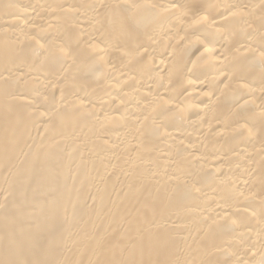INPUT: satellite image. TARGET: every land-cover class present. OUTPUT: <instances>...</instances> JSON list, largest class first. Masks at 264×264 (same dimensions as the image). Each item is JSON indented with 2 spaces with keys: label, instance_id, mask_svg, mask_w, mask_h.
I'll list each match as a JSON object with an SVG mask.
<instances>
[{
  "label": "bare ground",
  "instance_id": "obj_1",
  "mask_svg": "<svg viewBox=\"0 0 264 264\" xmlns=\"http://www.w3.org/2000/svg\"><path fill=\"white\" fill-rule=\"evenodd\" d=\"M0 264H264V0H0Z\"/></svg>",
  "mask_w": 264,
  "mask_h": 264
}]
</instances>
